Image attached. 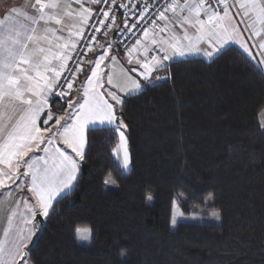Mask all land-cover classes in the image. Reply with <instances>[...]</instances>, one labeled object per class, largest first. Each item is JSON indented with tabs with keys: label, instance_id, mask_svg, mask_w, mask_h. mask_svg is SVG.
<instances>
[{
	"label": "trees",
	"instance_id": "trees-1",
	"mask_svg": "<svg viewBox=\"0 0 264 264\" xmlns=\"http://www.w3.org/2000/svg\"><path fill=\"white\" fill-rule=\"evenodd\" d=\"M166 69L117 109L129 170L112 151L115 127L88 128L76 183L38 229L31 264H264V71L234 45ZM109 176L117 188H105ZM176 200L185 214L214 208L221 220L173 229Z\"/></svg>",
	"mask_w": 264,
	"mask_h": 264
},
{
	"label": "snow or ice",
	"instance_id": "snow-or-ice-1",
	"mask_svg": "<svg viewBox=\"0 0 264 264\" xmlns=\"http://www.w3.org/2000/svg\"><path fill=\"white\" fill-rule=\"evenodd\" d=\"M77 2L80 3L81 0ZM91 2L99 4L101 0H91ZM104 2L106 3L107 0ZM115 2L116 0H112L113 4ZM219 3L224 6L223 15L208 4L207 0H198V2L184 0L183 4L179 3V0H172L167 8L160 11L159 19L166 22L165 27L160 31L167 30L170 18L166 13L172 12L177 17L176 23L184 29L183 39L188 43L187 45H181L179 41L171 43V55H166L162 59L153 57L150 63L144 62L141 65L144 71L140 75L145 81L151 83V73L165 67V61L172 56L201 52L199 44L205 40L211 47L210 51L203 52L208 57L214 56L226 45L236 43L253 61L264 66V40L257 46L261 51V58L257 59L248 41L243 38V33L239 31V25L232 22L233 17L230 15L227 0H219ZM31 7L36 10L37 15L28 16L26 13L24 15L33 25H38L41 21H55L57 25H61L59 31L64 30L63 16H76L80 25L86 26L93 12L90 7L86 8L81 3L79 12L65 11L61 15L57 11L60 8V0H35ZM120 7H128V5H120ZM238 7L243 9L242 15L251 21L250 36H261L264 32V0H238ZM185 10L188 15H182ZM12 11L16 12L17 9ZM202 13L207 15L206 20L200 18ZM103 16L107 18L109 11H103ZM112 20L114 23L115 17H112ZM185 25L195 30V37L187 34ZM136 26L131 25L132 28ZM73 27L77 30L72 32L69 29V34L82 37L83 28L76 25ZM57 31V29H45L43 35H37L35 27L29 28L23 24L19 27L6 26L5 21L0 20V137L3 138L0 142V164L3 165L0 167V190L9 188L22 178L25 179L26 183L17 185V188L21 191L27 189L35 197L34 206L29 209L32 217H35L37 212L47 217L56 197L66 189L73 188V181L77 179L79 171L78 160L84 159L85 130L88 125L115 124L120 142L112 151L117 157H120L121 152L123 153L125 168L130 163L127 138L122 130L126 129L127 125L122 120L118 121L116 117V105L122 104L121 98L114 92L108 93L113 101L109 103L105 99V94L98 91L101 86L100 76L98 71L93 70L91 78L87 81V87L83 88V103L69 99L75 73L81 72L82 68L78 64L73 76L65 77L66 88H64V84L60 81L66 74L68 61L72 56L65 53L69 44L62 42L64 37L57 35ZM143 34L147 38L149 31L145 29ZM152 43L155 44L157 41L153 40ZM44 44H47V47ZM71 47L75 49L76 44L73 42ZM162 50L166 51V49ZM132 51L134 49L130 50L129 55ZM105 55H101L95 62L96 69H99ZM108 82L111 83V78ZM143 87L147 88L148 84ZM57 88L64 90L56 91ZM141 88V83L133 79L131 88L124 91L131 94ZM53 105L60 110L64 105L76 110L74 114L56 115L52 110ZM41 124L43 127L40 126ZM45 144L50 147H41ZM34 151H43L45 156L33 159L29 154ZM15 215L16 212L13 211L11 216ZM172 223H176L175 218ZM11 227L10 218L9 229ZM76 231L79 239H91L90 230ZM33 234L31 227L27 232L19 230L16 239L11 240L6 231L5 239L0 242V264H27V254L23 249Z\"/></svg>",
	"mask_w": 264,
	"mask_h": 264
},
{
	"label": "crops",
	"instance_id": "crops-1",
	"mask_svg": "<svg viewBox=\"0 0 264 264\" xmlns=\"http://www.w3.org/2000/svg\"><path fill=\"white\" fill-rule=\"evenodd\" d=\"M183 2H184V0H179V3L183 4ZM197 2H198V0H197ZM33 3H35V0H0V20L5 21L6 26L19 27V25L23 24L29 28L35 27L37 35H43L45 32V29H57L58 30L57 35L64 37V41H62V42H67L69 44V47H68V49L65 50V53L70 54L71 51L73 50L71 47L72 43L74 42L75 44H77L79 41V37H76L74 35H70L69 29H71V31L74 32L77 29L74 28L73 25H76L78 27H82L83 29L85 26L80 25L79 18L76 16H63V28H64L63 31H59V29L61 28V25H57L55 23V21H47V22L41 21L38 25H33L31 20L27 19L26 16L24 15L25 13L28 16L37 15L36 10L31 7V4H33ZM81 3L86 8L90 7L93 10V12L97 7V4L92 3L91 0H81L80 3H78L77 0H60V8L57 11L61 15H63V13L65 11L76 13V12L80 11ZM227 3L229 4L230 15L233 17L232 22L234 24L239 25V31L241 33H243V38L248 41L249 47L252 48L253 54L257 57V59H260L261 58V51L258 49L257 46L262 40H264V32H262L261 36H259V37H256L255 35L250 36L249 26L251 24V21L247 17H244L242 15L243 9H240L238 7V0H227ZM12 9H17V11L13 12ZM223 10H224V8L218 12H220L221 15H223ZM166 15H168L170 18V20L167 24V30L166 31H160L161 28L165 27L166 22L159 20L157 23H155L153 26H151V28L149 29V36L147 38H144V40L134 49V51L131 52V55H129V54L125 55L126 56L125 58L127 59L128 63L131 64L133 67H135L137 72L139 71L141 73L144 71V69L141 66L142 64L139 63V59L141 60L140 56H141V54H143V51L148 53V48L150 46L154 45V43H152L153 40L157 41V43H155V44L161 45L166 50H167V47H168V49L170 48V50H171L172 48L170 47V44L176 43L177 41H179L181 45H187L188 42L183 39L184 29L180 27L179 23H176L177 17L172 12H167ZM182 15H188L187 10H185L182 13ZM200 18L206 20L207 15L202 13ZM156 25H158L159 27H157ZM117 26L120 27L121 24L118 23L116 25V28H118ZM185 27L187 28V34L189 36L195 37V35H196L195 30L189 25H185ZM257 27H259V25H257ZM115 29L110 33L109 36H107L106 38H104L102 40V43H101L100 48L98 50H96L95 52H92L91 54H89L86 57L84 64L82 66V71L78 72V74H80L82 72L87 74L89 71V73H88V79H89L91 72L94 70L95 62L97 60H99V57L101 55L117 54V53L113 52V50L117 51L116 43L114 40ZM229 45H234V46L238 47L243 53H245L243 51V49L239 46V44H236V43L226 45L225 47H223L221 49V51L224 50ZM44 46L47 47V44H44ZM199 47L202 49L201 52L189 53V54H186L184 56L175 55V56H173V59H169V60L165 61V67L156 69L151 73L150 81L151 82L156 81L158 79V77L161 76V74H165L167 72L166 67L168 66V61L170 63L173 60L183 59V58H188V57H202V58H204V56L206 57V55H204L203 52L211 50V47L206 42V40L201 41L199 44ZM220 52L216 53L214 56H216ZM245 54L248 56L247 53H245ZM206 58H210V57L207 56ZM249 58L251 59V57H249ZM88 62H91L90 66H87ZM254 62L256 63V61H254ZM256 64L264 71V66H261L258 63H256ZM85 67H89L90 70L88 69L86 72ZM142 77L138 81L139 82L141 81L140 82L141 85L144 86L145 83H149V81H145L144 79H142ZM86 82H85L84 87H86V85H87ZM131 83H132V81H131ZM131 86H132V84H130L127 88H131ZM143 88L144 87H142V89ZM73 89H75V88L73 87ZM101 92L103 93L102 90H101ZM137 92H139V91H137ZM123 93L124 94H122V95L124 97L127 95H130V94L125 93V92H123ZM104 94H105V99H107L109 101V103H113V101L111 100V97L109 95H107L106 93H104ZM131 94H133V93H131ZM117 95L123 101L124 97L120 96V94H117ZM49 102H50V104L52 103L51 100ZM80 103H83V95H82V102H80ZM120 105L121 104L116 105V117L117 118H118L117 109L119 108ZM66 108H67V105H64L62 110L57 109L55 107V105L52 106V110H53L54 114H56V115H58L60 112H64L66 110ZM43 118H46V117H43ZM260 124H261V127L264 129V110L260 113ZM40 126L43 127L42 124ZM97 126H113V127H115V124H113V125H100V124H94L93 125V124H90L87 126V128L85 130V136H86V132H87L88 128L97 127ZM2 139L3 138L0 137V142H2ZM57 143H59V141H57ZM41 147H50V146L45 144V145H42ZM64 147L66 149V146H64ZM84 153H85V151H84ZM29 155L33 159H37L39 157H44L45 153L43 151H34V153H30ZM81 162H82L81 160H78L79 171H80ZM0 167H3V165L0 164ZM23 170L24 169L22 168L21 171H23ZM79 171L77 173V177H78ZM76 180L73 181V187L76 183ZM25 183H26V180L22 178L21 180L17 181L16 184L10 185L9 188L4 189V190H0V227L8 229L10 218H11V221L14 219V223L16 224V227L14 228L15 232L13 233V237H16V233L18 232V228H24V225H25V229H27V230L29 229V226H32L35 230H37L34 227L35 226L34 225V219L39 212L36 213L35 217H32L29 213V209L32 208L31 203L34 202V204H35V197L32 195V193L29 190L24 189L21 191V190H18V188H17V185H21V184H25ZM70 190L71 189H66L64 192H61L60 195L57 196L56 199L53 201V203L59 197L68 193ZM9 193H11V195H9ZM15 204H17V206H15ZM25 206H28L27 208H29L27 213L25 212V210L22 212V209L25 208ZM13 211L16 212V215L14 217L11 216V213ZM18 220L23 221L24 224L21 226H18L17 225V223L19 222ZM25 221H30V223H25ZM6 231L7 230H5L4 233L2 234V235H4L2 237V239H5L4 237H5ZM9 238H12V234L9 236Z\"/></svg>",
	"mask_w": 264,
	"mask_h": 264
},
{
	"label": "built area",
	"instance_id": "built-area-1",
	"mask_svg": "<svg viewBox=\"0 0 264 264\" xmlns=\"http://www.w3.org/2000/svg\"><path fill=\"white\" fill-rule=\"evenodd\" d=\"M170 3H172V0H116L115 4L112 3V0H107L106 3L101 0L92 13L88 24L84 27L83 36L79 37L75 49L70 53L72 59L68 61L66 74L62 76L60 81L61 84H64V88H66L65 77L71 78L78 64L80 68L82 67L86 57L100 48L102 40L110 35L118 23L121 26L115 29L116 47L121 53L129 54L130 50L135 49L144 40V30L149 31L151 26L154 25L153 21L157 23L160 20V11L167 8ZM207 3L211 4L217 12L224 8L219 0H207ZM120 5H128V7H120ZM101 10L109 11V16L104 17ZM141 16L143 19H141ZM112 17H115L114 23ZM101 21H103V24H101ZM132 24L137 26L132 28ZM89 47L91 50H89ZM162 49L164 48L159 44L150 46L147 53L148 57L150 59H153V57L162 59L169 55L167 50ZM163 77L167 79L168 75H161L158 79ZM61 90L64 89H56V91Z\"/></svg>",
	"mask_w": 264,
	"mask_h": 264
},
{
	"label": "rangeland",
	"instance_id": "rangeland-1",
	"mask_svg": "<svg viewBox=\"0 0 264 264\" xmlns=\"http://www.w3.org/2000/svg\"><path fill=\"white\" fill-rule=\"evenodd\" d=\"M113 52H115L117 54H114V55L110 54L111 56L106 54L105 55V59L100 64L99 69H96V67H94V70L98 71L99 72V76H100L99 83H100L101 86L99 87L98 91L101 92V90H102L103 93H106L107 95H108V93H113V92L116 95L120 94V96H123L122 95V94H124L123 92L130 94L129 92L124 91V89H130V88H127V87L130 84H132L131 81L133 79L134 80H140L142 76L140 75L139 71L137 72L135 67H133L131 64L128 63L127 59L125 58L126 54L121 53L118 49H117V51L113 50ZM167 52H168V54L171 55L172 49L170 50V48L168 49V47H167ZM206 57L204 56L205 59L210 60V59H212L213 56L210 57V58H206ZM140 58H141V60L139 59V63L140 64H143L144 62H149L150 63L152 61V59H150L148 57V54L145 51H143V54H141ZM171 59H173V56H172ZM168 64H169V61H168ZM90 65H91V62H88L87 66H90ZM85 69L88 70L89 67H85ZM133 69H135V71H133ZM88 73H89V71H88ZM88 73L86 74V73L82 72L80 74H78V73L76 74L74 82H73V87L75 89L72 90L71 95L69 96V99L78 100L79 102H82L83 87L85 85V82L88 80ZM166 74H167V72L165 74H161V75L162 76H166ZM90 78H91V75H90ZM109 78H111V83L108 82ZM163 78L165 79V77H163ZM142 79H144V78L142 77ZM86 87H87V85H86ZM75 110L76 109H69L67 107L64 112H60L58 115H65V113H73L74 114ZM115 127H116V125H115ZM122 130L124 131L125 136L127 138V148H128L129 157H130V149H129V143H128L127 130L126 129H122ZM118 138H119V134H118ZM119 142H118V144H119ZM85 148H86V144H85ZM85 148H84V151H85ZM113 154H114L115 158L119 161V163L121 164L122 168L125 171L130 169L131 162L129 163V166L127 168H125L123 166V153L122 152H121L120 157H117V155L114 152H113ZM105 188L107 190H111V189L117 188V183H116L115 179L112 176H109L106 179ZM211 205H213V200L211 198H209V199H207L206 206H211ZM15 206H17V204H15ZM31 206L32 207L34 206V202L31 203ZM27 207L28 206H25V208L22 209V212L25 210V212L27 213V211L29 209ZM173 218H175V220H176L175 224H173L172 221H171V227L173 229L176 228L177 224L180 221L219 223L220 220H221V216H220L219 210L218 209H214V208L193 210V211H191L190 214H185V213L182 212V209H181V207L179 205L178 200H176L174 202L172 220H173ZM23 224H24L23 221H19L17 223L18 226H21ZM15 227H16V224L14 223V219L12 220L11 229H9V227H8V229L0 227V242H2L4 240V239H2V237L4 236L2 234L4 233L5 230L8 231L9 236L12 234V238H9V237L8 238L11 239V240H15L16 237H13V233L15 232V229H14ZM30 227L32 228L34 234L32 235L31 240L26 242L25 247L23 249V251H26V254H27V264H31V262H30V260L28 258V250H29L30 246L32 245L34 239L36 238V235H37V232H38V230H35L32 226H29V228ZM40 227L41 226L39 224V228ZM80 229H88V230H90L89 228H80ZM19 230H24L25 232H27V229H25V225H24V228H18V231ZM77 239L79 240L80 243H83V244H86V245L91 243V239L90 240H81V239L78 238V236H77Z\"/></svg>",
	"mask_w": 264,
	"mask_h": 264
},
{
	"label": "water",
	"instance_id": "water-1",
	"mask_svg": "<svg viewBox=\"0 0 264 264\" xmlns=\"http://www.w3.org/2000/svg\"><path fill=\"white\" fill-rule=\"evenodd\" d=\"M117 120L119 121L120 118L118 117ZM45 218L43 217V215L41 213H38L34 219V225L36 227V229L38 230L39 228V224L40 226H42L44 224ZM26 253V251H24Z\"/></svg>",
	"mask_w": 264,
	"mask_h": 264
}]
</instances>
